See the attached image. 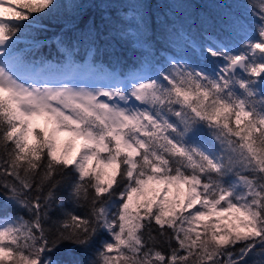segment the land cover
I'll use <instances>...</instances> for the list:
<instances>
[{"label":"snow or ice","instance_id":"obj_1","mask_svg":"<svg viewBox=\"0 0 264 264\" xmlns=\"http://www.w3.org/2000/svg\"><path fill=\"white\" fill-rule=\"evenodd\" d=\"M54 6L0 0V264H264V0L238 44L206 37L209 63L100 87L17 70V35Z\"/></svg>","mask_w":264,"mask_h":264},{"label":"trees","instance_id":"obj_2","mask_svg":"<svg viewBox=\"0 0 264 264\" xmlns=\"http://www.w3.org/2000/svg\"><path fill=\"white\" fill-rule=\"evenodd\" d=\"M248 2L54 0L55 6L50 11L36 14V20L17 35L13 51L19 57L18 66L74 62L83 69L90 64L88 67L97 74L113 71L122 77L153 74L167 67L171 58L205 64L209 62L200 54V46L207 42L206 37L219 38L234 46L246 32L252 31L255 19L249 14ZM141 16L148 23L143 37L136 28ZM82 20L95 21L98 34L94 39H79V31H69ZM60 36L72 38L67 47L57 46L55 38ZM8 211L16 209L9 207ZM58 213L59 210L53 212V216ZM57 255L62 260L88 258L79 251L69 254L66 248Z\"/></svg>","mask_w":264,"mask_h":264},{"label":"rangeland","instance_id":"obj_3","mask_svg":"<svg viewBox=\"0 0 264 264\" xmlns=\"http://www.w3.org/2000/svg\"><path fill=\"white\" fill-rule=\"evenodd\" d=\"M77 63L74 62H68L66 64H64L63 66L58 65L56 63H45L43 64V66L40 65H25V66H18L17 65V70L20 72L21 75L23 76H28V77H36L38 79H48L51 81H60V80H71L74 83L80 84L81 86H95V87H100L105 83H108L109 81H111L113 78H120V79H124L126 76L122 77L117 75L115 72L113 71H106L105 73H109L110 76H106L105 78H103V80H94V79H86L85 77H89L87 76V74H84V76H76V78H79L78 81L72 78L75 77H71L70 75H64L67 73L66 69L71 70L72 68H77ZM87 67H84V69H88L90 64H85ZM60 67H63V69H61V74L62 77L55 79L54 76L55 74H52V72L56 71L59 69ZM43 68H46L43 70ZM50 71V73H49ZM52 71V72H51ZM87 72V71H86ZM103 73V72H101ZM133 74H139V73H133ZM141 74V73H140ZM109 80V81H108Z\"/></svg>","mask_w":264,"mask_h":264},{"label":"bare ground","instance_id":"obj_4","mask_svg":"<svg viewBox=\"0 0 264 264\" xmlns=\"http://www.w3.org/2000/svg\"><path fill=\"white\" fill-rule=\"evenodd\" d=\"M61 66H63V65H61ZM44 69H46V68H43V70ZM61 69H63V67H60L59 66V69L58 70H56L54 72L51 71L52 74H55V75H52V76H54L55 79L62 77ZM66 71H67V73L64 74V75H70L71 77H75V78H72V79H75L77 81H78V79L80 77L79 78H76V76H84V74H87V76H89V77H85L86 79H89L90 78L91 80L92 79H94V80H97V79L98 80H103V78H105L107 76L106 73L97 74L95 72V69H93V68L83 69V66L81 64H78L77 65V68H75V69L74 68H72L71 70L66 69ZM49 73H50V71H49Z\"/></svg>","mask_w":264,"mask_h":264}]
</instances>
